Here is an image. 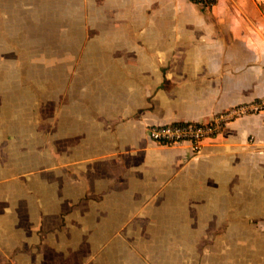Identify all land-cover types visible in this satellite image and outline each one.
Returning <instances> with one entry per match:
<instances>
[{
	"label": "crops",
	"instance_id": "obj_1",
	"mask_svg": "<svg viewBox=\"0 0 264 264\" xmlns=\"http://www.w3.org/2000/svg\"><path fill=\"white\" fill-rule=\"evenodd\" d=\"M264 14L219 0H0V264H264Z\"/></svg>",
	"mask_w": 264,
	"mask_h": 264
},
{
	"label": "built area",
	"instance_id": "obj_2",
	"mask_svg": "<svg viewBox=\"0 0 264 264\" xmlns=\"http://www.w3.org/2000/svg\"><path fill=\"white\" fill-rule=\"evenodd\" d=\"M202 7H213L219 0H194ZM264 109V100L247 105H238L214 115L204 122L182 121L148 128L149 137L158 145L175 146L189 144L193 151L200 153L205 140L217 136L228 123L246 114L258 113Z\"/></svg>",
	"mask_w": 264,
	"mask_h": 264
},
{
	"label": "rangeland",
	"instance_id": "obj_3",
	"mask_svg": "<svg viewBox=\"0 0 264 264\" xmlns=\"http://www.w3.org/2000/svg\"><path fill=\"white\" fill-rule=\"evenodd\" d=\"M241 7L251 9L252 13L258 16L261 12L264 14V0H235ZM264 17V16H263Z\"/></svg>",
	"mask_w": 264,
	"mask_h": 264
},
{
	"label": "trees",
	"instance_id": "obj_4",
	"mask_svg": "<svg viewBox=\"0 0 264 264\" xmlns=\"http://www.w3.org/2000/svg\"><path fill=\"white\" fill-rule=\"evenodd\" d=\"M193 3H195L196 4V2L194 1V0H191ZM215 5V4H214Z\"/></svg>",
	"mask_w": 264,
	"mask_h": 264
}]
</instances>
